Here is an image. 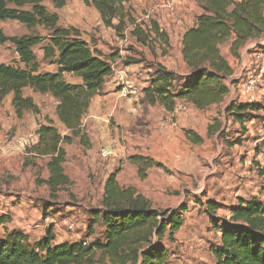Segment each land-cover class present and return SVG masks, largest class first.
<instances>
[{"label": "rangeland", "instance_id": "rangeland-1", "mask_svg": "<svg viewBox=\"0 0 264 264\" xmlns=\"http://www.w3.org/2000/svg\"><path fill=\"white\" fill-rule=\"evenodd\" d=\"M91 1L66 0L62 9L45 2L50 12L59 15L60 25L78 28L92 48L111 60L113 68L100 95L92 99L83 120V138L63 146L68 184L53 192L47 184L49 159L34 151L41 125L51 122L62 135L68 134L56 115L58 102L27 89L24 95L32 97L39 110L25 111L22 117L12 106V95L0 102V240L19 230L34 243L49 227L56 242L87 238L92 212L101 208L105 183L117 171L119 184L134 188L154 209L171 215L186 208L175 242L163 241L171 264H216L210 248L218 244L220 234L213 219L228 222L231 207L240 198L264 201V95H248L238 87L243 62L251 58L255 46L243 48L238 59L231 54V41L220 46L234 70L227 81L230 95L222 104L198 110L178 100L175 110L168 112L159 105L143 104V91L158 64L188 74L182 40L203 12L201 0H119L126 16L122 32L106 26ZM153 22L165 40L151 33ZM118 23L119 19L112 21L113 26ZM0 28L9 37L48 35L42 27L30 30L16 21H0ZM137 31L151 36L147 43L139 41ZM261 42L258 48L264 49ZM42 47L34 48L41 71L57 72L43 61ZM18 62L14 46L0 44V63ZM64 79L81 83L71 75ZM251 102H259L261 109L246 115L244 121L227 116L229 105ZM190 131L202 142L192 143L186 135ZM134 155L153 158L165 169L152 168L142 179L129 160ZM211 201L219 205L216 212L208 209ZM102 230L101 224L96 225L89 240L100 237Z\"/></svg>", "mask_w": 264, "mask_h": 264}, {"label": "trees", "instance_id": "trees-1", "mask_svg": "<svg viewBox=\"0 0 264 264\" xmlns=\"http://www.w3.org/2000/svg\"><path fill=\"white\" fill-rule=\"evenodd\" d=\"M46 1L55 9L66 6V0H0V21H16L30 30L42 27L48 32L47 36L9 37L0 28V44L10 43L19 57V65L0 63V102L12 95L18 117L25 111L39 110L33 98L24 95L27 89L50 95L58 102L56 115L68 134L62 135L51 122L41 125L34 147L40 157L49 159L47 184L56 192L69 183L64 174L67 154L63 146L72 144L74 138H83V120L92 99L100 95L113 75V68L111 60L92 48L78 28L60 25L59 15L48 10ZM91 2L106 26L123 31L126 16L119 0ZM200 4L203 12L182 40L188 74L180 75L158 64L143 91V104L159 105L168 112L175 110L178 100L188 101L198 110L222 104L230 95L227 81L234 70L220 46L231 41V54L238 59L249 42L264 38V0H201ZM114 19H119L116 26L112 24ZM151 33L166 39L156 22ZM136 34L144 44L151 37L139 31ZM40 45L43 61L55 66L57 72L41 71L34 52ZM65 75L75 76L81 83H69ZM260 109L259 103H233L226 114L242 122L246 115ZM186 135L194 144L202 142L194 132ZM129 160L142 179L152 168L165 169L150 157L134 155ZM117 175V171L112 173L105 183L102 206L92 212L87 238L56 244L54 229L49 227L40 240L32 243L26 233L14 230L0 240V264H171L163 241L175 242L186 208L171 215L160 212L134 188H123ZM218 207L208 202L210 211L216 212ZM98 224L103 228L101 236L88 242ZM212 224L220 234L218 244L210 248L216 264H264V201L240 198L231 207L228 222L220 224L213 219Z\"/></svg>", "mask_w": 264, "mask_h": 264}, {"label": "built area", "instance_id": "built-area-1", "mask_svg": "<svg viewBox=\"0 0 264 264\" xmlns=\"http://www.w3.org/2000/svg\"><path fill=\"white\" fill-rule=\"evenodd\" d=\"M171 1L174 2L175 0ZM167 6H171V4H167ZM147 18L149 19L150 15H148ZM243 63L244 73L241 76V83L238 87L248 95H264V49H259L258 46H255V50L253 51L251 58H248V60L246 59ZM123 93L124 95L128 94L126 89ZM38 142L39 136L34 144V147L38 144ZM69 228L73 230L74 224H71Z\"/></svg>", "mask_w": 264, "mask_h": 264}, {"label": "crops", "instance_id": "crops-1", "mask_svg": "<svg viewBox=\"0 0 264 264\" xmlns=\"http://www.w3.org/2000/svg\"><path fill=\"white\" fill-rule=\"evenodd\" d=\"M262 40H264V38H261L260 40H258V41H252V42H249L245 47H244V49H247L250 45H252V44H254L253 45V47L254 46H260V45H263V42H261ZM257 42V43H256ZM256 43V44H255ZM261 49V48H260ZM259 103V102H258ZM244 199V198H243ZM235 206V205H234ZM57 239V238H56ZM87 240H89V238L87 239ZM65 241H74V240H63V241H61V242H56V244H59V243H62V242H65ZM75 241H77V240H75ZM90 241V240H89Z\"/></svg>", "mask_w": 264, "mask_h": 264}]
</instances>
